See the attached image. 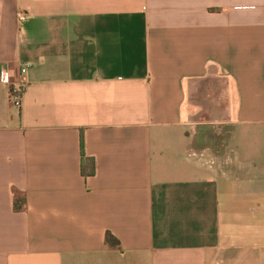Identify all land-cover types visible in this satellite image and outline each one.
<instances>
[{"label": "crops", "instance_id": "0c3cea01", "mask_svg": "<svg viewBox=\"0 0 264 264\" xmlns=\"http://www.w3.org/2000/svg\"><path fill=\"white\" fill-rule=\"evenodd\" d=\"M255 134L264 0H0V264H264Z\"/></svg>", "mask_w": 264, "mask_h": 264}, {"label": "rangeland", "instance_id": "374dc122", "mask_svg": "<svg viewBox=\"0 0 264 264\" xmlns=\"http://www.w3.org/2000/svg\"><path fill=\"white\" fill-rule=\"evenodd\" d=\"M225 86L226 85H225L224 82H221L220 85H219V87H221V88H224ZM210 87L211 86H209V84H204V83L201 84L200 85V88H199L200 91L203 92L206 89H207V91H209L207 98H202V97L197 96V95H193V96L190 95L189 96V100H188V104L195 106V107H192L193 109L196 108V107H198V108H207L208 107V104H212L213 106H215V104L220 105L221 102L215 100L214 99V96H213V93H210ZM210 114H211L210 111L207 110V113H204L202 115H197V116L196 115H192L190 119L194 123H196V122L197 123H199V122H211V120L214 119V118H212L213 116L210 117L209 116ZM217 119L221 120L220 117H217ZM234 119L236 120V117H234ZM234 137H236V138L234 139V141H232V144H235L236 142H238L240 140L236 135ZM241 137H243V136H241ZM258 139L260 141H262V140L264 141L263 135H257V134H255V137L254 138L247 137L245 140L244 139H241V140H243V142H255ZM255 143L257 144V142H255ZM253 149H254V147L253 146H250V150L254 151Z\"/></svg>", "mask_w": 264, "mask_h": 264}, {"label": "trees", "instance_id": "16d2710c", "mask_svg": "<svg viewBox=\"0 0 264 264\" xmlns=\"http://www.w3.org/2000/svg\"><path fill=\"white\" fill-rule=\"evenodd\" d=\"M81 173L83 176H90L94 173V165L91 159H85L82 151V164H81ZM24 201L22 199H16L14 204L15 211H20L23 208ZM106 243L111 247H117L118 241L110 234L106 236Z\"/></svg>", "mask_w": 264, "mask_h": 264}, {"label": "built area", "instance_id": "2783aa9c", "mask_svg": "<svg viewBox=\"0 0 264 264\" xmlns=\"http://www.w3.org/2000/svg\"><path fill=\"white\" fill-rule=\"evenodd\" d=\"M27 72L26 68L21 70V74H25ZM24 92V85H16L13 86L9 93V101L13 107L20 108L21 100Z\"/></svg>", "mask_w": 264, "mask_h": 264}]
</instances>
